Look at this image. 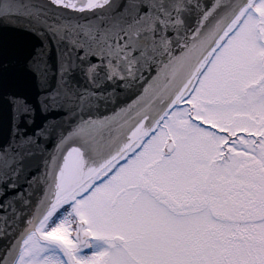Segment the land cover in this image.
Segmentation results:
<instances>
[{"label":"snow or ice","instance_id":"1","mask_svg":"<svg viewBox=\"0 0 264 264\" xmlns=\"http://www.w3.org/2000/svg\"><path fill=\"white\" fill-rule=\"evenodd\" d=\"M0 264H264V0H0Z\"/></svg>","mask_w":264,"mask_h":264}]
</instances>
